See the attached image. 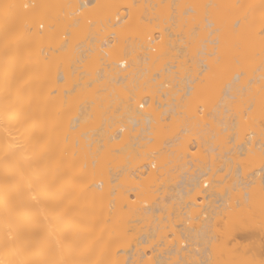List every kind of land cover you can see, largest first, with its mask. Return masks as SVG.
<instances>
[{
  "label": "bare ground",
  "instance_id": "obj_1",
  "mask_svg": "<svg viewBox=\"0 0 264 264\" xmlns=\"http://www.w3.org/2000/svg\"><path fill=\"white\" fill-rule=\"evenodd\" d=\"M181 1L0 0V264H232L253 246L247 245L246 250V244H228L227 248L224 243L239 236H256L258 229L264 233V124L260 118L264 115L260 113L264 112V0H185L190 6L186 3L184 16L179 8V13L173 10L177 15L169 17L168 4H184ZM134 19L137 24L131 27ZM142 21L158 24L146 22L144 26ZM147 25L164 32H159L160 40L156 36L158 43L152 36L148 39L151 32L143 33ZM90 27H94L92 32ZM100 27H106L107 33L102 38L94 37L91 33H99ZM59 31L61 37L55 40ZM79 31L90 32L93 37H88V42L70 43L69 35ZM63 34H68V40ZM117 41L123 43L116 46ZM201 74L222 77L223 94L235 98L233 104L230 102L235 105L233 110L231 107L235 118L230 113V122L232 118L229 121L225 116L229 106L224 96L218 100L220 107L215 103L211 107V99L204 97L205 115L224 126L221 132L220 126L204 119L201 124L200 118L198 123L193 117V123L189 120L193 116L190 103L201 98L184 97H189L192 90L199 94L215 87L207 83L205 87L195 86L193 82ZM175 75L180 78L177 83L169 79ZM157 77L165 79L157 81ZM92 84L97 90H105L106 97L91 95L83 103L77 102L78 113L70 106L73 113L68 108L65 112L64 107L77 101L73 98L78 95L61 102V93L80 88L77 92L80 90L81 98L76 99L82 100L84 92L88 96L86 86ZM172 88L178 92L162 102L161 113L157 108L155 113L152 107L153 100H159L158 91L165 94ZM55 92L56 96L50 95ZM176 93L180 94L178 99ZM242 103L247 104L246 109ZM140 104L146 105L144 120L137 112ZM61 112L70 115L63 117ZM165 117L175 128H182L176 129L178 136L173 132L176 138L172 142L177 143L179 137L186 139L183 135L190 133L197 135L195 140H202L203 146L207 144L203 152H185L184 157L196 155L191 160H198L200 165L218 146L217 150L221 148L228 156L223 131L234 132L230 140L235 143L237 151L232 154H236V160L234 155L231 158L237 167L230 181L232 187L226 184L227 173L211 181L207 178L210 187L203 188L201 182L218 162V170L228 172L230 166L224 160L229 157L223 154V163L213 158L211 167L197 165L193 175L187 173L190 167L186 168L195 166L190 159L185 164L184 157L183 163L168 158V165V154L181 153L185 144L174 142L170 146L175 147L168 149ZM151 120L158 124H149ZM94 122L100 124L90 126ZM213 128L221 133H216L218 138L212 134L217 146L209 136V140L205 138ZM61 134L65 135L63 145ZM153 140L158 143L151 144ZM142 161H151L154 169L141 171ZM247 164L249 170L244 167ZM177 170L182 173L175 174ZM203 183L208 185L206 180ZM128 191L138 201H129ZM151 192L161 195L154 197ZM232 192L236 194L233 201ZM196 198L203 199L199 201L202 210L196 207ZM166 221L171 231L164 228ZM141 222L147 223L149 232L138 233L137 237L136 227L144 224ZM174 227L181 229L180 234ZM129 229L136 231L135 237ZM159 229L162 235L169 231L175 234L173 241H167L172 243L164 241L168 246L161 244L165 235L157 233ZM217 236L224 240L222 245L216 244ZM152 237L160 239L158 247L166 249L153 251L151 246L148 257L145 249ZM139 245L144 248H137L138 252ZM250 251L243 256L256 255H251L254 261L247 263V258L245 262L240 260L241 264H264V248L257 254Z\"/></svg>",
  "mask_w": 264,
  "mask_h": 264
},
{
  "label": "rangeland",
  "instance_id": "obj_2",
  "mask_svg": "<svg viewBox=\"0 0 264 264\" xmlns=\"http://www.w3.org/2000/svg\"><path fill=\"white\" fill-rule=\"evenodd\" d=\"M64 1H65V0H64ZM184 1H185V0H184ZM198 1H199V0H198ZM198 1H196V2H198ZM181 2H183V0H182ZM196 2H195V3H196ZM186 3H187L186 1L184 2V4H175V5H174V4L169 3L168 5H170L171 8L167 5L168 9H169V8H170V9H169V10L166 9V10H168L169 12L171 11L169 17H170V16L172 17V15L174 14L175 10H176L175 13H177V12H178L177 10H178L179 8H180L181 16H182V15L184 16V14L182 13V11H184L183 9L187 8L188 5H189L188 3H187L188 5H187ZM189 3H190V2H189ZM171 5H172V6H171ZM173 5H174V6H173ZM198 5H199V4H198ZM189 6H190V5H189ZM199 6H200V5H199ZM203 6H204V8H205V5H203ZM203 6H202L201 8H203ZM167 7H166V8H167ZM194 9H195V8H194ZM116 10H117V9H116ZM121 10L123 11V9H120V11H121ZM173 10H174V12H173ZM200 10H201V9H200ZM204 10H205V9H204ZM114 11H115V10H114ZM118 11H119V9H118ZM120 11H119V12H120ZM122 11H121V12H122ZM124 11H125V9H124ZM202 11H203V10H202ZM166 13H167V12H166ZM178 13H179V12H178ZM192 13H195V12H192ZM122 14H124V13H122ZM138 14H139V12H138ZM168 14H169V13H168ZM63 15H64V14H63ZM117 15H118V14H117ZM174 15H177V14H174ZM192 15H193V14H192ZM167 16H168V15H167ZM183 16H182V17H183ZM189 16H190V15H189ZM186 17H188V16L186 15ZM139 20H141V19H139ZM167 20H168V18H167ZM167 20H166V21H167ZM135 21H136V19H134V21H133V20L131 21V24H130L131 27H132V24H134V25L137 24ZM144 21H145V20H144ZM109 22H110V21H109ZM139 22H140V21H139ZM142 22H143V21H142ZM142 22H141V23H142ZM146 22H147V24H153V23L155 24L157 21H153V23H152V22H149V21H146ZM146 22H143V23L145 24L144 26H146ZM148 22H149V23H148ZM164 22H165V21H164ZM164 22H161V24L163 25ZM177 22H178V21H177ZM192 22H193V21H192ZM166 23L169 24V23H171V21L168 20ZM179 23H181V21H180ZM179 23H178V24H179ZM184 23H185V22H183V24H184ZM42 24H43V27H46V24H45V23H42ZM107 24L110 25V23H107ZM154 24H153V25H154ZM157 24H158V22H157ZM161 24H160V25H161ZM164 24H165V23H164ZM176 24H177V23H176ZM183 24H182V25H183ZM108 25H107V26H108ZM169 25H170V24H169ZM180 25H181V24H180ZM185 25H186V23H185ZM150 26H151V25H150ZM163 26H164V25H163ZM165 26H166V25H165ZM165 26H164V27H165ZM108 27H109V26H108ZM161 27H162V26H161ZM87 28H88V27H86V29H87ZM100 28H101V27H100ZM66 29H67V28H66ZM89 29H90V32H92L93 29H94V27H90ZM103 29H106V27H104V28L102 27L101 29H99V30L101 31V32H100V31L98 30L99 33H96V32H95V33H91V34H93L94 37L102 38V37H104L103 35H105V33H107V31H108V29H106L105 31H104ZM62 30H63V29H62ZM87 30H88V29H87ZM63 31H64V30H63ZM67 31H69V30H66V32H67ZM94 31H95V30H94ZM103 31H104V32H103ZM129 31H131V30H128V33H129L130 36H131L132 33L129 32ZM142 31H143V33H147V32L149 33V32H151V34L148 36V37H149L148 39H150V37L152 36V37H151L152 40H153V39H154V40L157 39L158 34H159L160 31L162 32V33L160 32L161 34H164V32H163L161 29H157V28L149 27V25H147V27H143ZM57 32H58V31H57ZM59 32H60V34L58 33V36L56 35L57 38H56V36H55V38H56L55 40H58V39L61 37V31H59ZM79 32H81V31H79ZM79 32L77 33L78 35H77V34H75L74 36H73V35H69V36L72 37V38L70 37L71 40H68V38H69L68 34H67V36H65L66 34H65V35L63 34V35L65 36V39H66V37H67V40L70 41V43L73 42V43H75V44H77L78 42H80V41H82V40H86V41H87V40H88V37L90 38V36L93 37V36L90 34V32H89V34H88V32H87V34H88L89 36L85 33V31H84L83 33H82V32L79 33ZM102 32H103V33H102ZM133 32H134V31H133ZM137 32H138V31L136 30V34H137ZM155 32H157V33H155ZM62 33H63V32H62ZM64 33H65V32H64ZM67 33H68V32H67ZM128 33H127V34H128ZM154 33H155V34H154ZM80 34H81V35H80ZM138 34H139V32H138ZM99 35H100V36H99ZM117 35H118V34H117ZM133 35H135V33H133ZM159 35H160V34H159ZM207 35H208V34H207ZM59 36H60V37H59ZM64 36H63V37H64ZM76 36H77L78 38H77ZM79 36H80V37H79ZM137 36H138V35H137ZM156 36H157V37H156ZM158 38H159V40H160V37H158ZM206 38L209 39V37H206ZM210 38H211V37H210ZM63 39H64V38H63ZM65 39H64V40H65ZM99 40H100V39H99ZM157 40H158V39H157ZM157 40H156V41H157ZM159 40H158L157 42H155V43H158ZM201 41H202V40H201ZM201 41H200V42H201ZM76 42H77V43H76ZM87 42H88V41H87ZM117 42H118V43H117ZM117 42H115V43H117V44H115L116 46H118V45L120 46V45L123 43L122 41H117ZM119 42H120V43H119ZM130 42H131V41H130ZM200 42H199V43H200ZM201 43H202V42H201ZM203 43H204V42H203ZM97 45H98V43H97ZM124 45H125V44H124ZM122 47H123V46H122ZM200 49H202V48H200ZM160 67L163 68L164 66L162 67V65H161ZM174 69H176V68H174ZM174 69H172V71H173ZM153 72H155V71H153ZM153 72H152V73H153ZM148 74H149V73H148ZM201 75H202V74H201ZM201 75H198V77L195 79L196 81L193 82L195 86H198V87L201 88V87H205V86H206V83H207V84H215V87L211 88L210 90L205 91V93L200 92V93H199L200 95H199L198 93H195V90H192V91H191V94H190L189 97H187V96L181 94V95L185 96L184 98H186V99H188V100H189V98L191 99V98H194V97L197 98V99H198V97L201 98V99H199V100H194V102H191V103H190V104H191L190 107H191L192 109H191V112H190V110H189V113H190V115H193V116H191V118L189 117V118H190L189 120L193 123V121H194L193 118H194V119H197V120L194 121V122H197V123H198V122H199V118H200V119H201V120H200L201 122H199L200 124H201L203 121H205V122H208V121H209V122H211V124H212L213 126H214V125H215V127L218 126V125H217L218 123H214V122H216V121L212 120L213 118H210L209 116L205 115L207 109L203 108V107H205V106H203L202 102H204V99H205L204 97H206V96H207L208 98L211 99V100H209V102L211 101V107H212V104L214 105V103H215V105L217 104V106H219V105H220V102H219V101L221 100L222 96H224L223 98L225 99V101L227 102V105L229 106V107H227V105H226V107H227V109H228V111L225 112V116H227L226 119H227V120H229V118L231 119V118H232V117H231L232 115H233V117L235 118V115L232 113V112H234V111H232V110H233V108L235 107V105L232 106V104H233V102H234V101L232 102V100H235V98H234V99H233V98L231 99L230 96H229L230 93H228V95H224V94H225V93H224V92H225V91H224V87H225V85L223 84V82L225 83V81L222 80V77H220V76H219V77L211 76V78H209V77H205V75H204V76H203V75L201 76ZM175 76H176V77H175ZM175 76H173V77H175V79H174L173 77L169 78V79H171V80L174 81V82L172 81L173 83H177V82L180 80V78H177V75H175ZM87 77H88V76H87ZM89 77H90V76H89ZM89 77L86 78L87 81H90V78H89ZM169 77H170V76H169ZM172 78H173V79H172ZM84 79H85V78H84ZM88 79H89V80H88ZM143 79H144V80H149L150 77H149V78L145 77V78H143ZM162 79H165V77H157L156 80H157V81H160V80H162ZM178 79H179V80H178ZM151 80H152V79H151ZM171 80H170V81H171ZM221 80L223 81V82H222L223 85H222V84L220 85ZM175 81H176V82H175ZM206 81H207V82H206ZM172 82H170V83H172ZM184 82H186V79H185ZM173 83H172V84H173ZM61 84H62V83H61ZM184 84H185V83H184ZM184 84H183V82H182V85H183V86H185ZM190 84H191V83H190ZM186 85H187V83H186ZM192 85H193V84H192ZM93 86H94V84H92V85H87V86H86L85 89L89 90L90 92L88 91V94H87L88 96H86V95H85L86 93L84 92V96H83L82 100H83L84 98H85V100H86V97H89V98H87V99H90V98L93 97V95H95L96 97H99L100 95H101V96L104 95V96L106 97V95H105V90H97V89H95ZM223 86H224V87H223ZM87 87H88V88H87ZM222 87H223V88H222ZM221 88H222V89H221ZM78 89H80V88H76L75 90H73V91L70 93L72 96H71L69 93L62 92L61 95L58 97L59 100L61 99V102H64L65 99L67 100L68 96H69L70 98H73L75 95H78V96L74 97L75 99L73 98V101H74V100H77V101H75L74 103L72 102L70 105H68V107H67V106L64 107V110H65V108H68L67 111H69V113H70V111L72 112V110H73V112L78 113V112H79V109H80V108H79V107H80V104H78V103H83V102L85 101V100L82 101V100H80V99H76L77 97H78V98H81V93H79L81 89L79 90V92H77ZM85 89H83V90H85ZM176 89H177V88H176ZM214 89H215V90H214ZM91 90H92V92H91ZM172 90H173V93H171ZM172 90L170 89V90H169L170 93H168L169 95L172 94L171 97H173L174 92L177 91V90L174 91V88H172ZM75 91H76L77 93H74V94H73V92H75ZM85 91H86V90H85ZM169 91H168V92H169ZM182 91H184V90H182ZM182 91H179V92H180V93H183ZM81 92H82V91H81ZM100 92H101V94H99ZM102 92H103V93H102ZM107 92H108V91H107ZM161 92H162V91H161ZM177 92H178V91H177ZM184 92H185V91H184ZM208 92H209V93H208ZM55 93H56V92H55ZM55 93H53V94L50 93V95H51V96H56L57 93H56V94H55ZM82 93H83V92H82ZM219 93H220V94H219ZM223 93H224V94H223ZM89 94H90V95H89ZM127 94H129V93H127ZM155 94H157V92L154 93V95H155ZM176 94H178V93H176ZM202 94H203L204 96H202ZM82 95H83V94H82ZM91 95H92V97H90ZM97 95H98V96H97ZM108 95H109V94H108ZM179 95H180V94L175 95L174 97L178 99ZM196 95H198V97H196ZM220 95H221V96H220ZM157 96H158V95H157ZM183 96H182V97L180 96L181 99L183 98ZM228 96H229V97H228ZM242 96H243V95H242ZM242 96H240V97L242 98ZM158 97H159V96H158ZM225 97H226V98H225ZM238 97H239V96H238ZM240 97H239V98H240ZM169 98H170V96H169ZM228 98H229V99H228ZM241 98H240V99H241ZM245 98H246V97H245ZM186 99H184V101H186ZM206 99H207V98H206ZM200 100H201V101H200ZM218 100H219V101H218ZM80 101H81V102H80ZM205 101L208 102V100H205ZM217 101H218V102H217ZM246 101H247V102H246ZM246 101H245V102H246L247 104L250 102V101L248 102V100H246ZM61 102H60V103H61ZM77 102H78V103H77ZM182 102H183V99H182ZM230 102H232V104H231ZM241 102H243V99H242ZM229 103H230V104H229ZM238 103H239V102H238ZM238 103H237V104H238ZM243 103H244V102H243ZM243 103H242V104H243ZM77 104H78V105H77ZM242 104H241V105H242ZM247 104H246V106H247ZM45 105H47V104H45ZM188 105H189V104H188ZM188 105H187V106H188ZM215 105H214V106H215ZM230 105H231V106H230ZM251 105H252V104H248V106L252 107ZM69 106L71 107L70 109H72V110L69 109ZM77 106H78V107H77ZM193 106H194L195 108H194ZM243 106H244V109H246V106H245L244 104H243ZM72 107H73V108H72ZM76 107H77V108H76ZM201 107H202V108H201ZM219 107H220V106H219ZM231 107H232V110H231ZM75 108H76L77 110H76ZM101 108H102V107H101ZM153 108H154V107H153ZM181 108H182V107H181ZM181 108H180V110H181ZM217 108H218V107H217ZM252 108H253V107H252ZM252 108H251V109H252ZM193 109H194V111H196V112H193ZM251 109H250V111H251ZM151 110L154 112V109H151ZM184 110H185V108H184ZM203 110H204V111H203ZM102 111H103V110H102ZM102 111H101V112H102ZM161 111H163V110H158L157 112H160V113H161ZM221 111H222V110H221ZM262 111H263V110H262ZM262 111H261L260 113H264V112H262ZM65 112H66V110H65ZM65 112H61L62 115H63V117L66 116V115L68 114V113H65ZM73 112H72V113H73ZM157 112H156V108H155V113H157ZM198 112H199V113H198ZM222 112H223V111H222ZM252 112H253V110H252ZM257 112H258V111H257ZM192 113H193V114H192ZM213 113H214V112H213ZM230 113H232V115H231ZM70 114H71V113H70ZM70 114H68V115H70ZM194 114H195L196 116H195ZM200 114H201V115H200ZM255 114H257V113H255ZM62 115H61V118H63ZM257 115H258V114H257ZM260 115H261L260 118L262 119V122H261V121H260V122H261V124H264V122H263V121H264V120H263V119H264V115H263V114H260ZM194 116H195L196 118H195ZM217 116H218V115H217ZM192 117H193V118H192ZM262 117H263V118H262ZM216 118L218 119V118H220V116H218V117H216ZM203 119H204V120H203ZM210 119H211V120H210ZM91 120H92V119H91ZM189 120H188V121H189ZM202 120H203V121H202ZM229 121H230V120H229ZM229 121L227 122L228 124H229ZM232 121H233V118H232V120H231L230 122H232ZM99 122H100V121H99ZM191 122H190V123H191ZM188 123H189V122H188ZM190 123H189V124H190ZM98 124H100V123H98V122H94V123H91L90 126H93V125L95 126V125H98ZM165 124H166V122H165ZM170 124H172V126H173V121H170ZM170 124H168V125H169V126H168L169 128L166 127V129H165V130H166V133H167V135H168V136L166 135V136H167L166 139H169V140H166V142L169 143V141H170V144L167 143V145H168V146H170V145L173 146L172 143H174L175 141L172 142V139H175V138H176V135L178 136V134H179V132H178V134H177L176 131H178V130H176V129H179V131H180L182 128H181L180 126H179L180 128H178V127L175 128V126H173L174 128H172V126H170ZM94 126H93V127H94ZM219 126H220V125H219ZM219 126H218L217 128H219ZM230 126H232V125H229V128L231 129ZM262 126L264 127V125H262ZM182 127H183V126H182ZM201 127H203V129L205 128L204 126H201ZM220 127H221V128H220V132H221V129H222L224 126H220ZM126 129H128V128H125V130H126ZM169 129H170V130H169ZM172 129H173V130H172ZM174 129H175V130H174ZM214 130H216V129L213 128V130H212L213 132L211 131L209 134L205 135V138L208 139V136H209V138H211V139H210V140L208 139V140L211 141V143H213V145L217 146L216 144H218V142L215 141V142H216V143H215V142H213V141H214L216 138H218V137H217V136H218L217 134H219L220 132L218 133L219 129H217L216 132H215ZM226 131H227V132H226ZM226 131H223V133L225 132V133H224L225 136H223V133H222L221 136H223V137H225V138L228 139V140L225 139V141H227V142H225V143H226V149H227V151H228V149H229V153H228L229 155H228V156H227V154H223V153L221 152V150H220L221 148L219 149L220 151L217 150V149L219 148V146H218V148H216V149L214 150L215 152H212V153H214L215 155L212 154V153L210 154L211 156L213 155L214 157H213V156L211 157L210 155H208L209 157H207V158L205 157L208 161L206 160L207 162L205 163V161L203 160V161H202V162H203V164H202L203 166L200 165L201 162H200V163L197 162L198 160H196L195 162H194V160H191V159L194 158L196 155H195V156H192V157H191V156H189V157H188V156H187V157H184V156H186V154H190L191 152H194V151H195V152H199V151L203 152V151H205V149L208 147L207 144H206L205 146H203L202 143H200L202 140H197L198 143L201 145V146L199 145L200 147L197 146L198 144H197V141L195 140V136L197 137V135H193V136H191L192 134L189 133L190 136H188V134L183 135V136L186 137V139H188V141H187L184 137H181V138L179 137V138L176 140V141H178L177 143L183 142V143L185 144V146H184L185 148H183V150L181 151V153H179V154H181V155L183 154V156L181 157L179 154H176V153L173 154V156L170 155V154H168V156H167L168 165L171 164V162H177V163L180 162V163H183L184 160H186V161H184V163L187 164L186 162L190 159L191 161H193V164H194L195 166H193V167L191 168L190 165H187L186 168H187V167H188V168L190 167V170L187 168V169L189 170V171L187 170V173L190 172V173L193 175V174H195V172H196L195 170L197 169V165L202 166V167L204 168V167H206V166L213 165V163H215V162L217 163V162H218V159H219L220 162L222 161V163H223L224 158H222L221 156L225 155V157H227V158L229 157L228 160H226V159L224 160L225 163H226V166H228V167L230 166L229 169H227L228 167H226V169L228 170V172L225 171V169H223V171H222V170L219 171V170H218V167H219V165H221V164H219V162H218V164H216V165H218L217 168L214 167L215 165H213V167L210 166V167L212 168V169L210 168L211 171H209V172L207 171V172H208V173H207V176L201 177V182H202V184H203V181L206 180V182L208 183V185H207V187H208L209 184L211 183V182L209 183L208 181H211V179L219 178L221 175H225V174L227 173V178H226L227 180L225 179V181H227L226 184H229V185L232 187V183H233V182H230V181H231V178H233V175L235 174V173H234V172H235V168L237 167V166H236L237 162L235 161V160H236V159H235V155H236V154H232V152H233V150H234V151H237V150H235L236 148L234 149L235 146H233V145L235 144V143L233 142L234 140H230V139H233V137H232V136H233L232 133H234V132H233L232 130H226ZM231 131H232V132H231ZM173 132L176 133V135H172ZM213 133H214V134H213ZM216 133H217V134H216ZM180 134H181V132H180ZM183 134H184V133H183ZM212 134H213L214 137H216V138H214ZM220 134H221V133H220ZM220 134H219V135H220ZM215 135H216V136H215ZM180 136H182V135H180ZM198 136H199V135H198ZM212 137H213V138H212ZM231 137H232V138H231ZM64 138H65V135L62 136V134H61V141H60V144H61V145H63ZM205 138H204V139H205ZM212 139H213V140H212ZM183 140H184V141H183ZM217 141H218V139H217ZM155 142L158 143L157 141L153 140V141L151 142V144L154 145ZM177 143L175 142V144H177ZM175 144H174V145H175ZM155 145H156V144H155ZM177 145L179 146V144H177ZM170 147H171V146H170ZM170 147H169L168 149H173L175 146H174L173 148H172V147L170 148ZM220 147H222V146H220ZM232 147H233V148H232ZM195 149H196V150H195ZM223 149H225V147H224ZM226 149H225V150H226ZM216 150H217V151H216ZM230 150H231V151H230ZM185 152H186V154H185ZM187 152H188V153H187ZM217 152H221V155H220V154L216 155ZM230 152H231V153H230ZM204 153H205V152H204ZM206 153H207V152H206ZM233 153H235V152H233ZM184 154H185V155H184ZM191 154L193 155V153H191ZM191 154H190V155H191ZM207 154H208V153H207ZM207 154L204 155V156H207ZM222 154H223V155H222ZM146 155H147V154H146ZM146 155H145V157H146ZM197 155H198V153H197ZM219 155H220V156H219ZM233 155H234V159H235V160H232ZM147 156H148V155H147ZM145 157H144V159L146 160V158H147L146 161H148V160H149L148 157H146V158H145ZM183 157H184V160H183ZM197 157H198V156H197ZM215 157H216L217 159H215ZM231 157H232V158H231ZM168 158H170V161H171L172 159H173V160H172L171 162H169V159H168ZM205 158H203V159H205ZM213 158H214V161L216 160L215 162L212 161ZM177 159H179V160L176 161ZM187 159H188V160H187ZM182 160H183V161H182ZM190 160H189V161H190ZM210 161H211L212 163H211ZM226 161H227V162H226ZM232 161H234L235 164H234V162H232ZM142 162H143V161H142ZM142 162H141V164L145 163V162H143V163H142ZM146 163H148V162H146ZM177 163H173L172 165L177 164ZM209 163H211V164H209ZM232 164H234V165H233L234 169H233V167H232ZM243 164H244V163H243ZM241 165H242V164H241ZM170 166H171V165H170ZM199 166H198V167H199ZM168 167H169V166H168ZM171 167H172V166H171ZM244 167H245L246 170H249V169H250V166L248 167V164H247V166L244 165ZM244 167H243V170H244L245 172H247V171L244 169ZM230 168H231V169H230ZM216 169H217L218 172L215 173ZM233 170H234V171H233ZM224 171H225V172H224ZM232 171H233V172H232ZM250 171H251V170H250ZM92 173H94V172H92ZM180 173H182L181 170H177L175 174L178 175V174H180ZM190 173H188V174L191 175ZM233 173H234V174H233ZM260 173H261V175H262V172H260ZM230 174H231L232 176H231ZM189 175H188V177H189ZM228 175H229V176H228ZM242 177H244V176H242ZM207 178L210 179V180L207 181ZM244 178H246V176H245ZM177 180H178V178H177ZM202 180H203V181H202ZM214 184L218 185L217 183H214ZM220 185H222V184H220ZM224 185H225V184H224ZM225 186L227 187V185H225ZM209 187H210V186H209ZM228 187H229V186H228ZM231 187H230V189H231ZM233 187H234V185H233ZM203 188H204V187H203ZM218 188H219V187H218ZM220 188H221V187H220ZM220 188H219V189H220ZM208 189H209V188H208ZM232 191L235 192L236 190H233V189H232ZM128 192H129V191H128ZM234 192H232V195L230 194V195H231L230 198L236 195V194L233 195ZM236 192H237V191H236ZM236 192H235V193H236ZM151 193H154V194H153L154 197H159V196L161 195V193H159V192H158V194H159L158 196L155 194V192H151ZM126 194H127V193H126ZM192 194H193V193L189 194L190 197L193 196ZM131 195H134V194H133L132 192H129V193H128V196H129V198H131L129 201H132V200H134V199H135V201H138V200L136 199V197L131 196ZM188 198H189V196H188ZM141 199H142V197H141ZM198 199H199V198H196V201H195V203L198 202V203H197L198 206H196V207H198V208L201 207L200 209L202 210V206L199 204V201H202L203 199H202V200H201V198H200V200H198ZM233 199H235V198L233 197V198H232V201H233ZM139 200H140V199H139ZM149 200H150V199H148V201H149ZM148 201H147V202H148ZM204 201H205V200H204ZM205 202H206V201H205ZM205 202H204V203H205ZM133 203H134V202H133ZM150 203H151V201H150ZM150 203H149V204H150ZM141 204H142V203H141ZM202 204H203V202H202ZM216 204H217V203H216ZM216 204H215V205H216ZM199 206H200V207H199ZM193 207L195 208V206H193ZM191 208H192V207H191ZM124 209H125V208H124ZM178 209H179V208H177V210H178ZM180 209H181V208H180ZM196 209H197V208H196ZM200 209H199V210H200ZM181 210H182V209H181ZM181 210H180V211H181ZM184 210H185V209H183V211H184ZM201 210H200V211H201ZM200 211H197V212L200 213ZM191 212H193V211H191ZM197 212H196V213H197ZM190 214H191V213H190ZM201 216H203V215H201ZM181 219H182V221H183V217H182V216H181ZM177 220H178V219H176L175 221H177ZM198 220H199V219H198ZM164 221H165V220H164ZM179 221H180V218H179ZM179 221H177L176 223L179 224ZM182 221H180V222H182ZM162 222H163V221H162ZM188 222H190V221H188ZM192 222H193V221H192ZM196 222H197V221H196ZM141 223H142V222H141ZM143 223H144V222H143ZM143 223H142V224H143ZM176 223H175V224H176ZM133 224H134V223H133ZM146 224H147L146 222H145L143 225H140V223H139L140 226L137 224V225H138V226L136 227V231H137V229H138L137 233H136V231H133V230H132L133 232H131L130 229H129V230H130L129 232H131V234H133L134 237H135V234H134V233H136V236H137L138 233H140L138 236L142 235V234L145 233V232L148 233V232H149V229H148V226L145 228ZM161 224H163V223H161ZM165 224H166V225H164V226H166V227H164V228H167L168 230L171 231V228H172V227L169 226V223H168V225H167V221H166ZM142 226H143V227H142ZM218 226H220V225H218ZM255 226H256V225H255ZM139 227H140V228H139ZM143 228H144V229H143ZM178 228H179V227H177V228L174 227V228H173V229H176V230H177L176 233L179 232V231H178ZM217 228H218V227H217ZM255 228H258V227L256 226ZM141 229H142V230H141ZM162 229H163V228H162ZM167 229H166V230H167ZM173 229H172V230H173ZM134 230H135V229H134ZM143 230H144V231H143ZM145 230H146V231H145ZM164 230H165V229H164ZM164 230H163V231H164ZM166 230H165V231H166ZM168 230H167V231H168ZM179 230H180V232H181V229H180V228H179ZM256 230H257V229H256ZM256 230H254L255 233H253V234H256V232L258 231V233H257L256 236H254V235H252L253 237H250V235H249V236H245V237H244V236H242V237L239 236V238L237 237L238 239L236 238L235 240H234L233 238H230L229 240L231 241V240L233 239V240H232L233 242L231 241L232 243H230V241H229L228 243H224V245L227 244L226 246H227V248H228V246H230V245H228V244H231V246H233V247H234V245H235V246H240V245H242V247H243V246L246 244V245L244 246V247H246V250H247V245H249V247H250V246H253L252 248H249L247 251H245L246 254L249 253V250L252 251V249H253V251L255 250L256 254L258 253V249H259V251H260V249H261V250H262L261 252H263V248H264V247H263V246H264V236H263V235H264V233H262V231H261L260 229H258L257 231H256ZM259 230H260L261 232H259ZM156 231H157V230H156ZM170 231H169V233H165V232H164L163 235H162L160 229H159V231H157V233H158V232L161 233V234H160V233H159V234L162 235V237L165 235L164 238H162V237L159 235V236H160V239L162 238V243H161L162 245L165 243L164 241H166V243H172V242H167L168 239H171L172 241H173V239H175V238H174V237H175V236H174L175 234H171V235H170ZM127 232H128V231H127ZM180 232H179V234H180ZM157 233H156V234H157ZM129 234H130V233H129ZM129 234H128V235H129ZM179 234H178V235H179ZM258 234H259V235H258ZM261 234H262V235H261ZM172 235H173V236H172ZM260 235H261V236H260ZM138 236H137V237H138ZM155 236H157V235H154V238H155ZM176 236H177V235H176ZM179 236H180V235H179ZM177 237H178V236H177ZM246 237H247V238H246ZM131 238H132V237H131ZM157 238H158V237H156L155 239H157ZM172 238H173V239H172ZM217 238H218V239H217ZM234 238H235V237H234ZM155 239H153V237H152L151 241H149L150 243L152 242L151 244L149 243L150 246H149L148 244L146 245V246H149V247H146V248H147V249H145V252H146V253H145L144 250H143V252H144L145 254H147L148 252H150L152 249H153V251H154V250H156V251L158 250V251H159V248H162V250L166 249V247H165V248H164V247H161V246L158 247V246L160 245V242H161V241L159 242L158 240H160V239H158V240H155ZM178 239H180V238H178ZM216 239H217L216 242H218V243H216L217 245H222V244H223L224 240H223V239L221 240V237L217 236ZM149 240H150V239H149ZM154 240H155V241H154ZM171 240H170V241H171ZM176 240H177V239H176ZM156 241H158L159 244H158V242L156 243ZM180 241H181V239H180ZM212 241L215 242V240H212ZM253 241L255 242V244H254ZM163 242H164V243H163ZM174 242H175V241H174ZM237 242H238V243H237ZM252 242H253V243H252ZM257 242L259 243V245H260V244H261V245H260V246H256V243H257ZM166 243H165V244H166ZM220 243H221V244H220ZM233 243H235V244H233ZM251 243H252V245H251ZM143 244H146V243H143ZM155 244H156V245L158 244V245L156 246ZM213 244H214V243H213ZM141 245H142V244H141ZM141 245H139L140 247L137 246L136 249H137V248L143 249V248H144V245H143V248H142ZM262 245H263V246H262ZM151 246H153V247L155 246L156 249H154L155 247H154V248L152 247L151 250H150L149 248H150ZM163 246H168V244L163 245ZM226 246H225V247H226ZM261 246H262L263 248H262ZM240 247H241V246H240ZM254 247H256V248H254ZM163 248H164V249H163ZM167 248H168V247H167ZM229 248H230V247H229ZM146 250H147V251H146ZM160 250H161V249H160ZM162 250H161V251H162ZM137 251L139 252L138 249H137ZM141 251H142V250H141ZM153 251H152V254H153V253H154V254L157 253L156 251H155V252H153ZM251 251H250V252H251ZM253 251H252V252H253ZM255 252H254V253H255ZM150 253H151V252H150ZM150 253H148L146 256L149 255L148 257H150V256H151ZM243 253H244V252H243ZM243 253H241L242 255H239V256H241V259H239V260H235V262H233L232 264H238L239 262H240L239 264H241V261L247 259L248 256H246V255L243 256ZM245 253H244V254H245ZM259 253H260V252H259ZM251 255H252V254L250 253V256H249L248 260H245L246 262L249 261V263H250V261H252V257H251ZM252 256H254V255H252ZM255 256H256V255H255ZM255 256H254V257H255ZM243 257H245V258H243ZM250 259H251V260H250ZM240 260H241V261H240ZM238 261H239V262H238ZM245 261H243V262H245ZM253 261H254V260H253ZM253 261H252V262H253ZM228 263H229V262H228ZM247 263H248V262H247ZM223 264H225V262H223ZM226 264H227V262H226ZM229 264H230V263H229ZM245 264H246V263H245Z\"/></svg>",
  "mask_w": 264,
  "mask_h": 264
},
{
  "label": "built area",
  "instance_id": "obj_3",
  "mask_svg": "<svg viewBox=\"0 0 264 264\" xmlns=\"http://www.w3.org/2000/svg\"><path fill=\"white\" fill-rule=\"evenodd\" d=\"M158 94H159V100H157V99H154L153 101V107H155V108H157L158 110H163V107H162V102L166 99V98H168L169 97V94H168V92H165V94H163L161 91H158ZM137 107V112H138V114L140 115V117L141 118H143V120H144V117H145V110H146V105H144V107H143V104H140V105H137L136 106ZM152 107V108H153ZM166 118V120H165V122H166V125H168V123L170 122L169 121V119L167 118V117H165ZM161 124H163V122L162 121H159ZM143 125H146V123L143 121V123H142ZM149 124H151V125H157L158 124V121L157 120H155V121H153V120H151L150 121V123ZM151 157H152V155H151ZM149 168H151V169H154V163H152L151 161L149 162V163H145L144 165H142V167L140 168V170L141 171H146L147 169H149ZM203 187H207L206 185H205V183H203Z\"/></svg>",
  "mask_w": 264,
  "mask_h": 264
},
{
  "label": "snow or ice",
  "instance_id": "obj_4",
  "mask_svg": "<svg viewBox=\"0 0 264 264\" xmlns=\"http://www.w3.org/2000/svg\"><path fill=\"white\" fill-rule=\"evenodd\" d=\"M6 7L11 8V7H14V6H13V5H8V6H6ZM25 7H27V6H25Z\"/></svg>",
  "mask_w": 264,
  "mask_h": 264
}]
</instances>
